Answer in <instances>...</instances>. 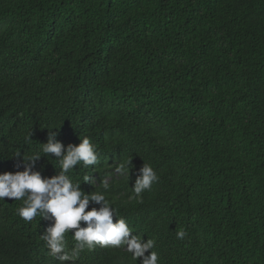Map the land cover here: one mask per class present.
Segmentation results:
<instances>
[{
	"label": "trees",
	"instance_id": "trees-1",
	"mask_svg": "<svg viewBox=\"0 0 264 264\" xmlns=\"http://www.w3.org/2000/svg\"><path fill=\"white\" fill-rule=\"evenodd\" d=\"M0 68L10 89L46 75L63 140L93 134L73 111L100 106L85 122L102 120L104 165L128 162L129 193L153 168L140 199L153 225L139 231L159 263L264 264V0H0ZM0 205V264H60L27 249L18 209Z\"/></svg>",
	"mask_w": 264,
	"mask_h": 264
},
{
	"label": "clouds",
	"instance_id": "clouds-1",
	"mask_svg": "<svg viewBox=\"0 0 264 264\" xmlns=\"http://www.w3.org/2000/svg\"><path fill=\"white\" fill-rule=\"evenodd\" d=\"M91 39L87 36L84 41L91 43ZM91 52L83 65L89 77ZM35 58L29 57L24 65ZM63 60L69 61L70 57ZM19 76L27 78L22 70ZM48 88L46 75L38 86L19 89H10L0 78V154L11 155L8 161L4 157L0 160V203L18 209L25 247L41 249L60 264H161L155 241L144 238L139 231L153 225L140 199L158 181V175L144 164L129 193L125 187L128 181L122 177L127 174L128 162L117 167L104 165L107 157L96 141L103 135L102 120L86 125L85 121L92 120V109L100 106L83 102L82 111H73L77 129H90L93 134L63 140L56 103L44 98ZM14 101L25 110L7 106ZM48 104L53 107L51 111ZM118 106L117 98L111 96L110 110L117 114ZM103 118L109 127L116 125V118ZM5 209L0 205V210ZM210 219L200 214L193 225L194 233L209 226ZM185 236L183 230L176 233L177 239Z\"/></svg>",
	"mask_w": 264,
	"mask_h": 264
}]
</instances>
